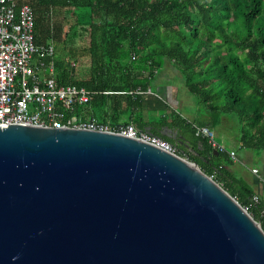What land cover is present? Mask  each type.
<instances>
[{
    "label": "water",
    "instance_id": "obj_1",
    "mask_svg": "<svg viewBox=\"0 0 264 264\" xmlns=\"http://www.w3.org/2000/svg\"><path fill=\"white\" fill-rule=\"evenodd\" d=\"M0 264H264V229L177 153L116 132L8 123Z\"/></svg>",
    "mask_w": 264,
    "mask_h": 264
},
{
    "label": "trees",
    "instance_id": "obj_2",
    "mask_svg": "<svg viewBox=\"0 0 264 264\" xmlns=\"http://www.w3.org/2000/svg\"><path fill=\"white\" fill-rule=\"evenodd\" d=\"M20 1L36 11L37 40L55 45L57 80L101 92L82 111L114 124L150 127L177 154L198 163L264 229V198L256 201L255 191L230 169L231 152L213 147L195 126L214 129L228 118L239 124L242 147L264 148V0ZM80 8L89 10L84 47L70 43ZM57 9L69 14L58 21ZM82 57L90 60L87 75L77 72ZM167 60L202 105L193 119L147 95ZM166 126L178 136L164 134Z\"/></svg>",
    "mask_w": 264,
    "mask_h": 264
},
{
    "label": "built area",
    "instance_id": "obj_3",
    "mask_svg": "<svg viewBox=\"0 0 264 264\" xmlns=\"http://www.w3.org/2000/svg\"><path fill=\"white\" fill-rule=\"evenodd\" d=\"M36 20V11L30 3L0 0L1 126L22 123L116 132L176 153V147L169 141L139 129L134 123L114 124L82 111L83 106L101 92L57 80L55 45L52 41L37 40ZM72 64L76 65V62ZM147 93H152V90ZM195 126L200 134L209 138L213 147L220 151L227 149L224 143L217 140L213 129ZM254 199L258 201V195Z\"/></svg>",
    "mask_w": 264,
    "mask_h": 264
},
{
    "label": "rangeland",
    "instance_id": "obj_4",
    "mask_svg": "<svg viewBox=\"0 0 264 264\" xmlns=\"http://www.w3.org/2000/svg\"><path fill=\"white\" fill-rule=\"evenodd\" d=\"M76 12L79 17L80 26L77 27L75 34H72L70 43H72L73 45L84 47L87 45V37L82 26L86 25L88 22L89 10L80 8L77 9ZM64 14L68 15L69 13L64 9H57L55 11L56 19L58 21H61V19L64 17ZM44 24L47 25L46 20ZM68 28L69 26H64L65 33ZM78 65L79 68L77 69V72H81L83 75H87L90 69V60L87 57H82L80 60V64ZM155 80L152 85V93L151 95L150 93H148V96H152L153 99L163 103L164 106H171L175 108L176 110L181 112L182 115L189 119H193L200 114L202 105L199 102L198 97L195 94L190 93L186 89L183 77L180 75L178 70L172 71L164 66L161 69L160 73L156 75ZM158 81H161L163 86L166 85L168 91H161L156 85ZM232 134V132L227 133V141L231 139ZM218 138L220 139V137Z\"/></svg>",
    "mask_w": 264,
    "mask_h": 264
},
{
    "label": "crops",
    "instance_id": "obj_5",
    "mask_svg": "<svg viewBox=\"0 0 264 264\" xmlns=\"http://www.w3.org/2000/svg\"><path fill=\"white\" fill-rule=\"evenodd\" d=\"M164 66L172 71H177L169 60L165 62ZM156 85L161 91H168L167 86H163L161 81H158ZM213 130L216 132L217 140L224 143L231 154L235 156V158L232 157L233 161L230 169L236 177L244 180L257 195L264 198V148L242 147L238 142L239 124L234 120L224 118L222 124L216 126ZM230 132L233 134L231 139L227 141L226 135ZM254 169H257V171H254Z\"/></svg>",
    "mask_w": 264,
    "mask_h": 264
}]
</instances>
